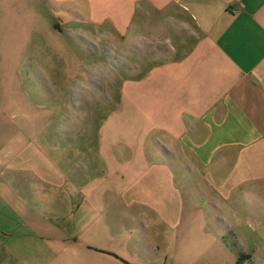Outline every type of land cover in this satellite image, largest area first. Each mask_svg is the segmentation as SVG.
<instances>
[{
  "label": "crops",
  "instance_id": "0c3cea01",
  "mask_svg": "<svg viewBox=\"0 0 264 264\" xmlns=\"http://www.w3.org/2000/svg\"><path fill=\"white\" fill-rule=\"evenodd\" d=\"M76 15L177 57L175 139L153 152L167 160L104 147L70 168L36 141L42 116L0 103V264H246L219 209L264 191V0H0V57L51 50Z\"/></svg>",
  "mask_w": 264,
  "mask_h": 264
},
{
  "label": "rangeland",
  "instance_id": "374dc122",
  "mask_svg": "<svg viewBox=\"0 0 264 264\" xmlns=\"http://www.w3.org/2000/svg\"><path fill=\"white\" fill-rule=\"evenodd\" d=\"M82 17L67 20L62 27L66 41L53 37L51 50L48 43L31 42L33 50L18 58L11 52L0 57L3 114L15 122L22 121L20 110L42 116L32 127L49 130L50 136L36 141H47L52 155L70 168L101 161L104 147L116 163L139 156L167 160L153 152L159 142L170 148L175 139L166 132L181 110L172 100L177 57L157 56L158 42L141 43L138 30L131 40L111 26L88 25ZM24 40L12 41L11 49L23 48ZM183 77L181 72L178 80ZM241 194L219 211L232 221L246 264H264V191Z\"/></svg>",
  "mask_w": 264,
  "mask_h": 264
}]
</instances>
